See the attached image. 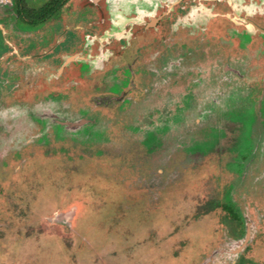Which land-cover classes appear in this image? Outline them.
<instances>
[{"label": "rangeland", "instance_id": "obj_1", "mask_svg": "<svg viewBox=\"0 0 264 264\" xmlns=\"http://www.w3.org/2000/svg\"><path fill=\"white\" fill-rule=\"evenodd\" d=\"M143 1L0 0V264H264V38Z\"/></svg>", "mask_w": 264, "mask_h": 264}, {"label": "flooded vegetation", "instance_id": "obj_2", "mask_svg": "<svg viewBox=\"0 0 264 264\" xmlns=\"http://www.w3.org/2000/svg\"><path fill=\"white\" fill-rule=\"evenodd\" d=\"M140 1L139 4H147L143 0ZM156 1V6L162 7V12L149 16V20H140V22L136 24H142L144 29H151L158 26L165 18L174 19V30L179 37L194 36L196 39V46L194 50L192 49L190 52L191 54L189 56L186 55L187 57L182 56L181 58L186 59V61L192 60L196 62V65L193 67H196L198 70H201V68L203 69L201 61H199L200 54H205V57L207 56V64H209L210 69H212L219 64L218 60L220 58L219 55L214 53L220 54L230 52L225 46H222V49H218V45L220 44L215 41V36L220 35L225 38L237 36L239 41L241 39L246 40L247 36L257 37V35H260L264 38V0ZM46 5L52 6V9H49L50 11L45 14L40 10L36 13L42 21L46 19L49 20V15H51L55 9V3L50 2V4ZM173 14L175 16H173ZM133 20L134 19H130L129 21ZM130 23L134 24V22H127L126 25ZM133 27L136 26L133 25L132 28ZM120 28L119 30L122 31L121 35L123 34V30L127 31L129 36L127 35L126 37L130 39L134 31H129L124 26ZM197 37L201 40H198ZM70 40L74 39L68 36L62 40V42H58L57 45L61 43L62 46L65 41L69 43ZM219 41H221V39H219ZM102 53L104 54L103 50ZM224 57L225 56H222V58Z\"/></svg>", "mask_w": 264, "mask_h": 264}, {"label": "trees", "instance_id": "obj_3", "mask_svg": "<svg viewBox=\"0 0 264 264\" xmlns=\"http://www.w3.org/2000/svg\"><path fill=\"white\" fill-rule=\"evenodd\" d=\"M50 7V8H49ZM49 9H52V6L50 5H46L44 6L42 9H40V11H42L44 14L47 13L48 11H50Z\"/></svg>", "mask_w": 264, "mask_h": 264}]
</instances>
